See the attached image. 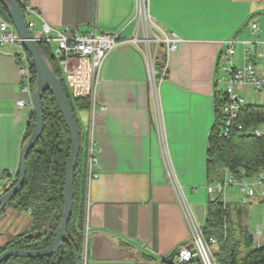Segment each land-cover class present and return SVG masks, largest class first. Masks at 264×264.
Segmentation results:
<instances>
[{
	"label": "crops",
	"instance_id": "0c3cea01",
	"mask_svg": "<svg viewBox=\"0 0 264 264\" xmlns=\"http://www.w3.org/2000/svg\"><path fill=\"white\" fill-rule=\"evenodd\" d=\"M19 2L40 15L38 23L56 30L97 29L121 34L127 42L144 35L136 17L139 0ZM146 11L153 21L150 36L163 37L161 30L181 40L170 55L166 78L157 81L155 97L143 52L125 43L106 59L89 108L77 112L84 173L80 232L87 219L88 264H166L179 248L191 246L194 226L205 225L207 203L219 195L206 189L218 181L208 179L206 151L223 77L219 55L230 39L237 41L241 61L242 42H252L253 51L263 49L264 0H147ZM1 20L8 21L0 13ZM253 24L259 27L256 36ZM16 53L11 45L0 46V192L6 175L20 170L32 117L30 108H17L25 95ZM162 54L155 62L157 79ZM91 148L98 179L89 182ZM34 225L32 211L7 207L0 215V249L18 236H37Z\"/></svg>",
	"mask_w": 264,
	"mask_h": 264
},
{
	"label": "trees",
	"instance_id": "16d2710c",
	"mask_svg": "<svg viewBox=\"0 0 264 264\" xmlns=\"http://www.w3.org/2000/svg\"><path fill=\"white\" fill-rule=\"evenodd\" d=\"M0 13L11 22L2 0H0ZM40 46L53 65L79 125L77 112L88 109L89 101L83 98H73L70 95L49 49L45 45L41 44ZM41 107L43 112L42 135L26 159L27 173L24 187L7 206L17 203V208L32 211L35 219L33 230L38 234L37 236L16 237L0 249V255L7 250L39 252L47 249L54 242L62 220L65 177L71 152V135L50 91L43 97ZM239 125L244 127L263 126L264 106L245 105L229 135L224 136L222 133L221 100L216 95L214 123L208 134L206 151L209 181L223 180L226 173L233 178L244 177L247 179L264 173V138H252L241 134L238 130ZM35 128L36 119L32 115L25 142L33 134ZM81 165L80 154L74 174L73 212L67 230L71 244L64 243L61 249L50 257L11 258L3 264H74L73 251L79 256L82 245L80 223L82 220L84 173ZM47 226H49L48 231L40 234ZM202 229L206 238L213 237L218 242L219 250L215 255L217 264H264V243L257 247L253 235L249 234L247 229L242 230V242L236 238L232 228L230 208L222 199V195L209 199L206 223ZM239 230L241 231V229ZM176 254L177 251L164 262L175 264Z\"/></svg>",
	"mask_w": 264,
	"mask_h": 264
},
{
	"label": "built area",
	"instance_id": "2783aa9c",
	"mask_svg": "<svg viewBox=\"0 0 264 264\" xmlns=\"http://www.w3.org/2000/svg\"><path fill=\"white\" fill-rule=\"evenodd\" d=\"M147 0H139L136 17L143 23V37L129 42L122 38L121 34H106L97 29L89 32H81L78 29L56 30L46 23H38L40 15L30 7L22 6L26 22L33 39L39 45H45L55 63L57 64L62 79L73 98L93 99L100 84L101 72L104 63L110 53L118 46L130 43L139 46L146 59L149 84L152 95L157 92V81L162 83L168 74L170 55L178 50L181 40L174 33L162 36H150V23H153L151 16L146 11ZM22 5V4H21ZM30 16V17H29ZM259 32L257 24L251 26L252 36ZM237 41L230 39L224 43V49L220 53L217 66L222 71L223 77L218 84L224 86V90L218 92L221 100V114L223 116L222 133L228 136L238 119L240 111L246 105V99L241 94L246 87L253 88L257 92H264V69H259V62L264 60L263 49H250L253 45L250 41L242 42L243 58L241 66L234 63L236 57ZM260 45L259 43H254ZM11 45L17 49L15 61L18 70L19 85L25 99L17 102V108H30L34 112L33 88L36 82V71L31 57L27 53L23 40L18 34L12 22L1 20L0 22V46ZM159 52H163L162 73L157 79L155 74V62ZM241 134L262 139L264 133L260 127L238 126ZM89 170L85 180L91 182L98 179L96 168L98 159L91 148L89 155ZM19 170H13L6 175L7 186L0 192V197L9 192L19 180ZM237 184L241 194L240 204L246 206L251 201H264V173L258 176L247 178H233L226 175L223 180L216 181L207 186L209 195H224L226 189ZM257 190L258 191L257 193ZM192 244L188 247L178 249L174 258L175 264H217L215 255L219 250L215 238H206L202 227L194 226ZM90 227L86 219L80 232L82 245L79 253V264H88L91 256L89 247ZM257 236L263 240L256 243L259 247L264 243V228H257Z\"/></svg>",
	"mask_w": 264,
	"mask_h": 264
},
{
	"label": "water",
	"instance_id": "95a60500",
	"mask_svg": "<svg viewBox=\"0 0 264 264\" xmlns=\"http://www.w3.org/2000/svg\"><path fill=\"white\" fill-rule=\"evenodd\" d=\"M2 3L8 12L12 24L23 40V45L31 57L36 71V82L33 88V115L36 119V128L23 146L20 177L17 184L9 192H6L0 197V214L4 212L6 207L15 199L24 187L27 173L26 159L29 153L35 148L42 135L43 112L41 102L48 91L52 93L57 107L70 132L71 152L65 177L62 220L54 242L47 249L39 252L7 250L0 255V264L9 261L11 258L37 259L50 257L55 255L64 243L71 244L67 230L74 206V174L81 154V130L50 59L44 53L41 46L33 39V36L28 29L25 14L20 6L21 4L19 0H2ZM13 206L17 207V203H14ZM36 208H38V205H36ZM73 253L74 264H79L78 255L75 251H73Z\"/></svg>",
	"mask_w": 264,
	"mask_h": 264
},
{
	"label": "rangeland",
	"instance_id": "374dc122",
	"mask_svg": "<svg viewBox=\"0 0 264 264\" xmlns=\"http://www.w3.org/2000/svg\"><path fill=\"white\" fill-rule=\"evenodd\" d=\"M241 56L242 53L239 51L235 57V63L237 62L239 66H241ZM259 69H264V60L259 62ZM222 90H224V86L219 85V91ZM241 94L246 99V105L264 106V92H257L253 88L246 87L242 89ZM260 129L264 133V125L260 126ZM258 191L260 190H257V193ZM225 198L229 201L232 228L235 231L236 238L242 242V230L247 229L249 234L253 235L255 243L262 242L263 240L257 236V228H264V201L254 200V203L242 206L240 204L241 194L239 187L235 183L226 189L225 194L222 195V199L225 200Z\"/></svg>",
	"mask_w": 264,
	"mask_h": 264
}]
</instances>
